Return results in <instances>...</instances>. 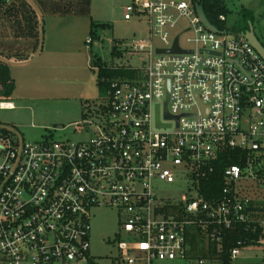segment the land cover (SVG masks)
<instances>
[{
    "label": "built area",
    "instance_id": "obj_1",
    "mask_svg": "<svg viewBox=\"0 0 264 264\" xmlns=\"http://www.w3.org/2000/svg\"><path fill=\"white\" fill-rule=\"evenodd\" d=\"M199 7L202 0L125 6L126 20L148 19L151 39L117 49L146 58L109 62L133 74L110 81L89 120L95 132L88 140L27 142L15 127L0 125V264H100L90 233L92 213L103 207L122 218L119 253L109 264L188 261V234L203 232L217 253L197 264H224L226 234L249 224L261 228L257 244L264 251V207L253 209L250 188L241 184H264V59L244 33L206 17L215 30L208 27ZM156 37L165 45L155 46ZM177 39L183 51L169 52ZM159 103L172 130L155 126ZM230 150L245 153L243 164L228 165L220 195L206 199L202 182ZM178 178L187 189L180 201L157 194L156 179ZM244 244L231 248V262Z\"/></svg>",
    "mask_w": 264,
    "mask_h": 264
},
{
    "label": "rangeland",
    "instance_id": "obj_2",
    "mask_svg": "<svg viewBox=\"0 0 264 264\" xmlns=\"http://www.w3.org/2000/svg\"><path fill=\"white\" fill-rule=\"evenodd\" d=\"M28 1L38 13V39L30 34L27 38L0 36V52L11 57L10 73L15 83L10 98L14 107H0V125L15 127L27 142L86 141L95 132L89 120L95 121L96 104L106 96V90H99L93 59L100 56L106 62L141 64L145 54L131 56L122 51L121 56H116L112 50L124 48L133 40H150V23L144 17L124 18V8L131 0ZM227 4L230 13L226 27L240 29L241 10L249 9L253 13L255 33L264 45V0H227ZM185 21L172 30L171 37L182 30ZM186 35L181 36L183 46H187ZM89 38L92 42H88ZM153 41L155 46L165 45L158 37ZM154 123L158 129L175 127L173 122L164 120L160 103L155 107ZM184 182L180 178L172 183L156 179L155 190L158 195L177 202L187 192ZM241 184L250 188L254 207H264V184L258 179ZM121 220L110 207L92 213L90 249L100 264H109L119 253L117 233ZM213 250L214 245L208 243L204 232L190 233L188 261L155 264H197L198 257ZM233 264H264L262 246L244 244Z\"/></svg>",
    "mask_w": 264,
    "mask_h": 264
},
{
    "label": "trees",
    "instance_id": "obj_3",
    "mask_svg": "<svg viewBox=\"0 0 264 264\" xmlns=\"http://www.w3.org/2000/svg\"><path fill=\"white\" fill-rule=\"evenodd\" d=\"M202 6L206 17L211 23L226 27V22L219 20L220 14H225L228 18L230 9L228 8L227 0H202ZM242 26L240 29L234 28V32L246 33L250 29V23H253V13L249 9H242L241 13ZM39 19L38 13L33 8L28 0H0V36L7 37L14 35L16 37L30 34L33 39H38ZM113 55L121 56L122 50L117 47L112 50ZM11 57L0 52V102H12L10 100L14 90V79L10 73ZM92 66L98 68L97 83L99 90L107 91L110 81L120 76H132V72L125 69L110 68L109 62L102 60L100 56L93 59ZM105 91V92H106ZM240 151V150H239ZM239 151L230 150L223 157L221 163L217 165L215 174L209 179L202 182L200 187L202 195L209 200H214L221 193L224 186V169L232 163H241L243 160L239 158ZM242 152V151H240ZM255 210H262V208L253 207ZM247 227V229H245ZM261 236V228L255 224H249L239 227L234 231L226 234V240L222 245V252L220 254L221 261L224 264H233L230 261V250L232 247L238 245L239 241L245 242V245L256 244ZM217 253L214 249L210 254Z\"/></svg>",
    "mask_w": 264,
    "mask_h": 264
},
{
    "label": "water",
    "instance_id": "obj_4",
    "mask_svg": "<svg viewBox=\"0 0 264 264\" xmlns=\"http://www.w3.org/2000/svg\"><path fill=\"white\" fill-rule=\"evenodd\" d=\"M199 12L202 16L203 21L207 24L208 27L215 30V27L212 26L209 21L207 20L205 13L203 11L202 7H199ZM245 37L247 40L252 44V46L257 50V52L261 55V57L264 59V45L258 38V36L255 33L253 23H250V29L245 33ZM167 51V50H164ZM169 52H180L181 47L179 46L178 39L176 40L175 47L173 49L168 50ZM166 117H169V114L166 113Z\"/></svg>",
    "mask_w": 264,
    "mask_h": 264
},
{
    "label": "crops",
    "instance_id": "obj_5",
    "mask_svg": "<svg viewBox=\"0 0 264 264\" xmlns=\"http://www.w3.org/2000/svg\"><path fill=\"white\" fill-rule=\"evenodd\" d=\"M93 69L95 70V68L93 67ZM97 70V69H96ZM96 77L98 78V70H97V75H96ZM97 78H96V80H97ZM13 105H14V103L13 102H11Z\"/></svg>",
    "mask_w": 264,
    "mask_h": 264
}]
</instances>
